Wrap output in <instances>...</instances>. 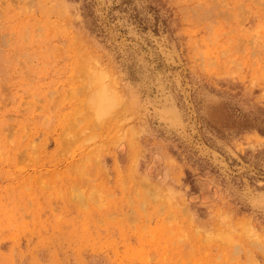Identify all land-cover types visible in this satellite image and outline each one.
Returning <instances> with one entry per match:
<instances>
[{
	"label": "rangeland",
	"instance_id": "obj_1",
	"mask_svg": "<svg viewBox=\"0 0 264 264\" xmlns=\"http://www.w3.org/2000/svg\"><path fill=\"white\" fill-rule=\"evenodd\" d=\"M0 264H264V0H0Z\"/></svg>",
	"mask_w": 264,
	"mask_h": 264
},
{
	"label": "bare ground",
	"instance_id": "obj_2",
	"mask_svg": "<svg viewBox=\"0 0 264 264\" xmlns=\"http://www.w3.org/2000/svg\"><path fill=\"white\" fill-rule=\"evenodd\" d=\"M108 99V98H107Z\"/></svg>",
	"mask_w": 264,
	"mask_h": 264
}]
</instances>
